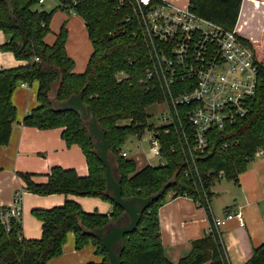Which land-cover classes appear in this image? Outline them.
Segmentation results:
<instances>
[{
    "label": "trees",
    "instance_id": "16d2710c",
    "mask_svg": "<svg viewBox=\"0 0 264 264\" xmlns=\"http://www.w3.org/2000/svg\"><path fill=\"white\" fill-rule=\"evenodd\" d=\"M39 0H0V30L6 34L1 50L11 51L22 64L0 69V145L10 138L16 107L12 94L20 83H37L36 105L22 119L24 126L38 129L62 128L61 138L67 146L78 145L86 159L87 174L74 168L54 165L44 182L33 179L36 173L18 172L25 190L38 195L98 197L112 206L109 213L85 211L72 199L50 208H34L41 222L39 238L19 236V224L0 235V264H46L58 256L68 232L74 235V248L91 242L100 261L86 264H110L100 241L91 234L109 222L120 221L123 209L116 205L108 191L105 168L94 146L97 138L90 134L88 122L80 110H62L58 103L81 92L82 101L90 106L97 126L105 135L108 160L113 159L114 177L120 184L122 198L148 197L159 190L162 194L142 209L138 225L123 236L121 264H227L224 250L216 234H205L191 241L189 253L177 262L170 261L160 241L158 209L167 196H187L204 206L209 217L211 187L220 175L234 182L244 172L259 149H264V25L260 41H246L261 61L256 93L248 113L223 130L208 132L204 152L190 156L191 129L186 123L155 127L148 124L146 108L165 103V92L155 77H147L151 69L149 47L132 14L130 0H60L61 9H71L86 27L92 52L82 72H75L74 60L68 55L64 25L52 43L44 38L50 31L52 12L37 9ZM191 9L225 29L236 24L241 0H188ZM89 119H91L89 117ZM127 120V124H119ZM149 129L156 136L160 158L158 165L147 164L138 169L133 159L120 155V148L130 135ZM168 128V133L164 129ZM186 132V138L184 131ZM183 132V133H182ZM112 168V164H111ZM113 171V169H112ZM127 217L122 223L127 222ZM121 223V224H122ZM20 237V238H19ZM244 264H264V241L253 249Z\"/></svg>",
    "mask_w": 264,
    "mask_h": 264
},
{
    "label": "built area",
    "instance_id": "2783aa9c",
    "mask_svg": "<svg viewBox=\"0 0 264 264\" xmlns=\"http://www.w3.org/2000/svg\"><path fill=\"white\" fill-rule=\"evenodd\" d=\"M129 2L132 14L126 21L132 18L141 26L152 62L147 77H155L164 89L170 116L165 119L170 120L169 124L186 123L193 141L187 147L188 154L202 153L208 146L210 130H223L248 113L263 67L239 34L240 11L236 24L228 30L195 13L189 2L183 6L170 0ZM150 151L160 157L154 135ZM263 152L259 149L256 155ZM21 217V193L16 192L10 203L0 204V235L16 223L21 226ZM233 218L244 225L240 210L226 211L223 217L211 219L206 234H216L220 241V227Z\"/></svg>",
    "mask_w": 264,
    "mask_h": 264
},
{
    "label": "crops",
    "instance_id": "0c3cea01",
    "mask_svg": "<svg viewBox=\"0 0 264 264\" xmlns=\"http://www.w3.org/2000/svg\"><path fill=\"white\" fill-rule=\"evenodd\" d=\"M44 2L45 0L40 4H43ZM259 2H264V0H259ZM58 4L60 5V0H58ZM73 15L75 18L68 23L67 29L68 32L72 28H75L76 30H79L80 28L85 29L87 46H89L88 50L86 51V57L88 56L85 62L86 66V63L92 52V45L87 36L83 19L74 12ZM77 18H79L81 21L79 22ZM253 20H256V22L259 23V27H257V29H259L261 36V31L264 25V5L261 3L259 7H256L251 2V0H241L238 25L244 23L246 26L249 25V23ZM241 21L242 23H240ZM46 36L44 38L45 42L49 44L52 43L54 39L47 41ZM6 37V34L0 30V45L6 40ZM245 39L246 41L248 40L253 43H258L260 41V37L259 39L253 41L248 38ZM65 48L68 55L71 56L67 48V43L65 44ZM78 48L82 47L79 46ZM74 53L79 52L76 50ZM22 63L23 61L17 60L15 58L11 59L10 55L5 56L4 54H0V69L17 66ZM81 66H84V63H82ZM81 66L80 68H76L74 61L73 70L75 72L84 71L85 66ZM31 85L35 86V89H33L32 92L33 97L30 96L29 92V96L27 97L24 104L19 103V99L14 97V92L12 94V101L16 107V117L12 124L8 143L6 145H0V204L10 203L8 202L9 200H1L2 192L4 190H11L12 188L14 189L20 186L22 181L20 180L21 178L17 173L21 172L22 169L26 170L22 172H33L38 174L33 177V179L37 182H44L46 180L45 174L48 173L50 168L54 165H59L64 168H74L79 175H86L88 172L87 164L84 165V160L79 158L78 150L76 151V147H78V145L72 144L67 146L64 140L61 138L62 128L38 129L35 127L24 126L22 124V119L25 114H27L29 110L37 104L35 98L37 83L34 81ZM31 85L27 84V86H22L20 83L15 88V90L18 88L30 90L29 87ZM53 147L59 148L61 153L55 157L49 156L48 158L42 159L39 163V168H28L26 165L24 167L20 165V160L23 155L25 157H29L30 154H40L43 152L47 153L50 152ZM120 153H124V157L127 159H133L128 158L122 148H120ZM143 157L144 158H141L136 155L135 159H133L138 169L145 166L146 163H150L149 158L146 157V155ZM39 175L44 176L42 178H38ZM4 181L9 182L8 186L4 185ZM16 192L21 193V205L26 192L31 193L26 191L24 186H21L20 189L15 190V193ZM231 194L232 201L227 202L228 205H225L222 208V211L216 210L215 212L209 202L210 217L205 207L198 205V203L190 197L167 196V200L161 204L158 209V219L160 226V241L164 249V253L170 261L175 263L181 257L189 253L191 249V241L206 234V230L209 227L213 217L221 218L225 215L226 211L235 212L237 210H240L242 213L244 225L240 226L236 218L227 220L219 229L220 243L222 244L227 264H244L248 260V258L253 253V249L264 241V152L255 155L254 158L249 162L246 170L238 175V181L234 182V188L233 192L231 191ZM62 195L63 199L61 200L54 199L48 206L35 205L32 209L50 208L61 205L67 198L75 200L82 206V201H86L85 203L87 204V200H83V198H79L76 195ZM103 205L104 207L102 208L104 209L99 210V212H111V205H108L107 207L106 204ZM82 208L85 211L97 210H88L85 207ZM125 219L126 216H122L121 222L112 221V224L119 225ZM22 234L25 238H38L26 236L23 230ZM72 237L73 239L70 238V243H74V235H72ZM89 245H91V251L86 253V255L77 264H84L88 261H100L101 256L94 252L95 246L93 244ZM91 252L94 254V256L88 257ZM78 253L79 252H76L75 254ZM202 264H209V262Z\"/></svg>",
    "mask_w": 264,
    "mask_h": 264
},
{
    "label": "rangeland",
    "instance_id": "374dc122",
    "mask_svg": "<svg viewBox=\"0 0 264 264\" xmlns=\"http://www.w3.org/2000/svg\"><path fill=\"white\" fill-rule=\"evenodd\" d=\"M170 2H173V4L178 5V6H183L188 3V0H170ZM37 9H43L46 11H51L52 12V19L50 21V31L47 33V41L54 39L55 33L59 31L62 25H64L67 29L68 23L75 18L73 15V11L71 9H61L58 4V0H45L43 4H37L36 5ZM79 22L81 21L79 18H77ZM242 23V21L240 22ZM259 23L256 22V20H253L249 23V25L243 26L241 31H239V34L241 36H244L245 38H248L250 40H257L260 37V32L259 29ZM2 32V31H1ZM84 33V34H83ZM83 37H82V36ZM66 43H67V48L68 51L71 55V57L75 61V67L80 68L82 63L86 62V51L88 50L89 46H87V40H86V33L85 29L80 28L79 30H76L75 28L69 30L67 29V38H66ZM65 43V44H66ZM81 46L82 48H78ZM78 50L79 53H74ZM0 54H4L5 56L10 55L11 59H14L13 53L11 51H5V50H0ZM87 64V63H86ZM81 66V67H84ZM86 67V66H85ZM85 69V68H84ZM29 89H22L18 88L14 91V97L19 99L20 104H24L27 97L30 96L33 97L32 92L33 89H35V86L31 85ZM146 112L148 113V124H152L155 127L163 126V125H168L170 123V120H166V117L169 116V109L166 103H154L149 105L146 108ZM88 120H90L88 118ZM127 120L120 121L119 124H127ZM153 132L149 129H144V131L139 135H130L124 145L121 147L122 150L126 153V156L128 158H133L135 159V156L138 155L141 158H144L143 156L146 155V157L149 158V164L151 165H158L163 162V160L155 155L151 154L150 147H151V138H152ZM55 147V146H54ZM50 152H43L40 154H33L29 155V157H25L24 155L22 156L20 160V165L21 166H28L30 167H40V162L42 159L48 158L49 156L55 157L58 154L61 153V150L59 148H54ZM79 147V146H78ZM76 147V151L78 150L79 158L84 160V165L86 164V159L85 156L81 150V148ZM56 150V151H55ZM143 153V154H142ZM111 164H112V173H115V168H114V163L113 159H111ZM144 161V160H143ZM145 162V161H144ZM148 164V163H146ZM145 164V165H146ZM27 170H32V169H27ZM22 171H26L25 169H22ZM44 175H39L38 178H42ZM20 177V176H19ZM21 178V177H20ZM22 182L20 183V186L18 188H12L11 190H4L2 192V197L1 200H9L8 202H11L13 199V195L15 193V190L20 189L21 186H24V181L20 179ZM4 185L8 186L9 182H3ZM234 188V181L232 179H228L225 176H219V179L215 180L214 184L211 187L212 194L209 198V202L213 210L216 212L222 211V208L225 205H228L227 202L232 201V194L231 191L233 192ZM79 198H83V200H87V204L85 203L86 201H82L83 206L88 210L91 209H97L102 210L104 208L103 204H106V207L111 205L109 202H106L98 197H93V196H78ZM54 199L61 200L63 199V195L61 193H54V194H48V195H38L34 193H27L23 197L22 201V218H21V223H22V230L28 237H38L41 235V223L40 220L32 213V208L35 205H43V206H48L51 201ZM7 203V202H6ZM72 232H68L66 235V240L63 244L62 251L61 253L49 259L46 264H77L85 255L86 253H89L91 251V242L88 244L84 245L81 249H75L74 248V243H70V238L73 239ZM89 247H88V246ZM76 252H79L78 254H75ZM94 256V254L91 252L88 257ZM85 259V258H84ZM86 264V262L84 263Z\"/></svg>",
    "mask_w": 264,
    "mask_h": 264
},
{
    "label": "water",
    "instance_id": "95a60500",
    "mask_svg": "<svg viewBox=\"0 0 264 264\" xmlns=\"http://www.w3.org/2000/svg\"><path fill=\"white\" fill-rule=\"evenodd\" d=\"M58 107L62 110H80L83 119L91 118L88 122L90 134L97 138L94 146L99 149L98 156L105 168V179L108 191L112 194V199L116 205L123 209L122 216L127 217L124 224L113 225L109 222L105 228H99L91 232L102 246L104 247L110 264H121L120 251L123 236L130 233L138 225L142 209L146 208L149 203L153 202L162 194L163 190H159L155 194L148 197L134 196L131 198H122L120 184L112 173L111 164L108 160V145L104 132L98 128L96 118L90 108L82 101L81 92L71 95L68 99L58 103Z\"/></svg>",
    "mask_w": 264,
    "mask_h": 264
},
{
    "label": "bare ground",
    "instance_id": "6f19581e",
    "mask_svg": "<svg viewBox=\"0 0 264 264\" xmlns=\"http://www.w3.org/2000/svg\"><path fill=\"white\" fill-rule=\"evenodd\" d=\"M251 2H252L253 4H254V3H257V6L254 4L256 7H259V6L261 5V2H259V0H251ZM243 25L245 26L244 23L238 25L239 30H241V28L243 27Z\"/></svg>",
    "mask_w": 264,
    "mask_h": 264
},
{
    "label": "flooded vegetation",
    "instance_id": "af4514ba",
    "mask_svg": "<svg viewBox=\"0 0 264 264\" xmlns=\"http://www.w3.org/2000/svg\"><path fill=\"white\" fill-rule=\"evenodd\" d=\"M123 224V223H122Z\"/></svg>",
    "mask_w": 264,
    "mask_h": 264
}]
</instances>
